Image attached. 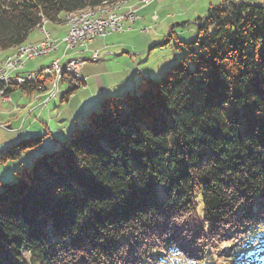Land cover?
<instances>
[{
  "label": "trees",
  "instance_id": "1",
  "mask_svg": "<svg viewBox=\"0 0 264 264\" xmlns=\"http://www.w3.org/2000/svg\"><path fill=\"white\" fill-rule=\"evenodd\" d=\"M126 1L0 0V53ZM197 25L160 81L105 97L68 147L2 184L0 264H264V5L225 2ZM42 143L11 144L0 166Z\"/></svg>",
  "mask_w": 264,
  "mask_h": 264
},
{
  "label": "rangeland",
  "instance_id": "2",
  "mask_svg": "<svg viewBox=\"0 0 264 264\" xmlns=\"http://www.w3.org/2000/svg\"><path fill=\"white\" fill-rule=\"evenodd\" d=\"M136 1L138 0H131L130 4H134L136 3ZM239 1H246L248 3L257 1L259 3H264V0H166L164 4H161V2L156 3L158 7H155L156 4L153 5L154 7L153 6L148 8L145 7L144 9L139 11L140 13L139 16L141 17V19L139 20L140 22L138 21L139 23H137L136 25H132L131 27L133 28L132 30L133 32L131 33L129 32L125 33L127 31L123 32L124 41L127 44V47H129L127 49V52L130 53L129 56L131 57L133 56L134 58L137 57L142 58L141 60L142 64H140L139 67H142L143 70L146 69L148 71V69L150 68L152 69L154 68V66L157 67L165 64L169 65L167 69L164 68L165 70L161 74V76H158L157 79H153L155 81H160L163 78V76L166 74V72L169 71L175 63H177L180 59L184 57L186 48L184 46H181V49H179L175 46V44L177 42L189 44L198 37L199 28L197 25V20L205 19L207 17V13L212 7H218L225 2H239ZM124 3L125 2L121 3L119 6L116 7L112 5L111 8L116 9V12L121 14L120 11L122 10V5ZM124 14H126V12H124ZM65 21L68 30L65 36L60 39H56L55 37L59 35L57 34L58 33L57 31L61 30V28L65 29L64 26L61 25L55 26L53 24H49V25L47 24L48 25L47 26L46 23L44 24L45 30L50 32L51 41L53 42L55 41L57 43L60 42L63 38H66L68 31L70 30V25H69L70 20H68V17H65ZM163 28L167 30V34L169 35L174 34L171 43L169 45L160 46V43H162L165 39L169 37L165 35L161 36L160 42L155 45L156 48L150 51V47L152 46L149 45L147 46V44H145L146 41L151 39V36H153V34H156V32L161 31ZM38 30L39 32L42 33V36H44V39L41 40L42 42L47 38L46 31L41 28ZM41 42H39L38 44H40ZM111 44L112 41L111 39H109L108 45ZM30 45L36 46L37 44H30ZM129 56L125 55L123 58H129ZM7 58L4 60V62H2L3 64L0 63V76L2 75L4 70L8 69V66L6 64ZM52 62H53L52 59L46 58V56H44L43 58H40L35 62H30L26 67V69H29L28 72L38 71L40 69L38 67H49L52 64ZM88 64L92 66H97L102 64V62H98L94 64L88 63ZM83 79L84 78H82L80 74V80ZM55 81L50 82L47 93L53 91L51 87L53 83H55ZM69 88L70 87L64 84L63 80H61L60 81L61 94L58 96V98L54 99L51 103L47 105L46 107L47 111L44 114H42L43 116L40 115V118H35V116L32 117L35 123L33 129L34 130L42 129V132L39 134L34 133L32 134V136L23 139L21 138L18 141L29 138L43 137V143L41 144V146L28 150L25 153H23L19 160L10 161L0 166V190L2 184L16 183L18 180V175L22 173L24 168L31 167L34 164V159L36 157H39L43 154H53L56 152H60L62 150V146L68 147L74 130L78 127H82L85 122V117L91 111H95V110H91L90 112H88L86 116L78 122L79 126L74 124L72 128L69 130L66 140L63 141L62 139H65L64 138L65 134L63 133L62 130H64L66 125L69 124L68 123L69 121L75 119V117L77 116L78 108L81 105L86 104V101H88L91 98V93H92L90 91L82 93L83 87H81L71 99L63 102L62 96ZM92 90H97V88H94L92 86ZM112 96H114V94L100 98L99 104L102 101V99H104L105 97H112ZM96 110H98V108ZM27 125L29 126V122ZM48 128H50L51 134L48 133ZM8 136H10L8 135V131L4 129H0V144L5 142L8 139ZM17 142H14L13 144ZM5 150L0 152V155ZM158 190L161 192V188H159Z\"/></svg>",
  "mask_w": 264,
  "mask_h": 264
},
{
  "label": "crops",
  "instance_id": "3",
  "mask_svg": "<svg viewBox=\"0 0 264 264\" xmlns=\"http://www.w3.org/2000/svg\"><path fill=\"white\" fill-rule=\"evenodd\" d=\"M130 2L131 0H127L122 5V10L120 11L121 14H124V12L126 11H136L137 14L139 15L140 14L139 11L144 9L145 7L146 8L152 7L158 2L164 4L166 0H150V2L148 3H144L143 0H138L134 4H130ZM251 4L264 5V3H259L257 1L252 2ZM155 7H158V5L156 4ZM198 21L199 20H197V23ZM137 23L132 25H136ZM61 26H64L65 29L61 28V30L57 31L58 32L57 34L59 35L55 37L56 39H60L64 37L68 30L65 18ZM131 27L132 26H129L126 30L127 32L125 33L133 32L132 31L133 28ZM123 35L124 33L121 34L118 33V34H113L106 39H98L93 44H91L84 52H79L78 50H72L66 52L65 47L60 46L57 47L56 51L50 54L49 57H46L52 59V61L59 59L62 63L65 61H69L70 58L84 59L85 64L80 70V74L82 78H84L82 80L84 81V85L82 86L83 87L82 93L88 91L92 92L91 98L88 101H86V104L81 105L78 108L77 116L75 117V119L69 121L68 122L69 124L66 125L64 130H62L63 133L65 134L64 136L65 139H62L63 141L66 140L67 134L74 124L79 126L78 122L81 119H83L88 112L99 108L100 98H103L104 96H110L113 94L114 96L112 97L123 96L127 93H132L137 90L139 83L143 79H157L158 76H161L164 70L169 67V65L165 64L157 67L154 66V68H152L153 70L151 68L148 69V71L146 69L143 70L142 67H139L140 64H142L141 61L142 58L141 57L134 58L133 56L132 57L129 56L130 53L127 52V49L129 47H127ZM164 35L171 36L172 38L174 37V34L171 35L167 34V30L164 28L161 31L156 32V34H153V36H151L152 40L149 39L145 43L147 44V46L148 45L152 46L150 47V51L156 48L155 45L160 42L161 36ZM42 39H44V36H42V33L39 32V30H36L30 36L28 43H26L25 45L38 44L39 42H41ZM109 39H111L112 41L111 45H108ZM14 52L15 50H11L8 52H1L0 63L3 64L2 62H4V60L9 55H12ZM95 52H97L101 57V59L98 62H102V64L97 66H92L89 65L88 63H92V64L98 63V62H93L91 60ZM125 55L126 56L128 55L129 58H123ZM35 61H30V62H35ZM27 62H26L27 63L26 67L30 63L29 61ZM38 68H42V67H38ZM28 71L29 69H25V72ZM92 86L94 88H97V90H92ZM46 87H47L46 88L47 91L32 92V93H27L25 91L22 92L20 89H14L11 92L10 102H5L0 98V129H4L8 131V135H10L8 136V139L5 142L0 144V152L8 148L9 145L13 144L14 142H17L21 138L22 139L27 138L32 136V134L34 133L39 134L42 132V129H39L40 131L33 129L35 123L32 117L35 116V118H40V115L43 116L42 114H44L47 111L46 108L47 105L53 101V100H49L48 97L47 92L49 85H47ZM28 122H29V126L27 125ZM48 133L51 134L50 128H48Z\"/></svg>",
  "mask_w": 264,
  "mask_h": 264
},
{
  "label": "built area",
  "instance_id": "4",
  "mask_svg": "<svg viewBox=\"0 0 264 264\" xmlns=\"http://www.w3.org/2000/svg\"><path fill=\"white\" fill-rule=\"evenodd\" d=\"M143 2L148 3L150 0H143ZM108 19H111V16H107L106 23H97L96 26L91 29H82L81 26H75L74 34L66 36V38H63L56 44H58V47L64 46L66 52L72 50L84 52L98 39H106L113 34L123 33L129 26H132L133 19H141V17L136 11H126L125 19L121 20L120 22H115V26H108ZM48 33L50 34V32ZM45 52H50V45L46 43V40L44 44H37V50L34 51V54H29V62L43 58V53ZM18 57L19 55L15 61L16 71H9L14 72V79H8V86H3V93H0V98L5 102L11 101V90L20 89L22 92H24L23 88H25L27 85V77L39 78V85H36L37 91L43 92L42 82H46L48 80V76L60 75V67H74L78 70H81L85 64V60L81 58H71V61H67L65 63H62L59 59H56L52 63L59 64L58 72H51V65L49 67H42L38 71L25 72L27 64H18ZM91 60L93 62H98L100 60L99 54L95 52ZM1 79H7V72L0 76V86ZM63 83L70 88L75 85H80L79 83L72 81L69 76H67V78H63ZM60 94V84H58V87L55 90H53L51 93H48L49 100H54L55 95Z\"/></svg>",
  "mask_w": 264,
  "mask_h": 264
},
{
  "label": "bare ground",
  "instance_id": "5",
  "mask_svg": "<svg viewBox=\"0 0 264 264\" xmlns=\"http://www.w3.org/2000/svg\"><path fill=\"white\" fill-rule=\"evenodd\" d=\"M120 4L121 3L116 4L114 5V7L119 6ZM107 16H111V19H108V26H115V22H120L121 20H124L126 14H119L118 12H116V9L111 8V6H102L98 9L86 10L74 15H67L68 20H70V24H69L70 30L68 31L67 36L74 34L75 26H81L82 29H91L94 28L97 23H106ZM139 20L140 19H133L132 24L137 23ZM41 29L45 30L44 25L41 27ZM46 37H47L45 39L46 43L50 45V52L43 53V57L49 56L53 51L56 50L57 47L56 42L51 41L50 34L47 31H46ZM45 40L42 41L40 44H44ZM36 50H37V45L36 46L30 44L24 45L18 47L15 50L14 54L8 56L6 60L8 69L4 70L2 73V75H4L7 72V79H1L0 93H3V86H8V79H14V72H9V71H16L15 61L17 56L19 55L18 64H25L27 61H29V54H34V51ZM69 61H71V59ZM58 71H59V64L52 63L51 72H58ZM67 76H69L72 79V81L77 83L80 80V70L74 67H60V75L48 76L50 80H47L46 82H42V85L46 87L47 85H50L51 81L56 80L51 87L53 90H55L58 87V84H60V81L63 80V78H67ZM27 84L39 85V78L27 77ZM58 96L59 95H55L54 99H57Z\"/></svg>",
  "mask_w": 264,
  "mask_h": 264
}]
</instances>
